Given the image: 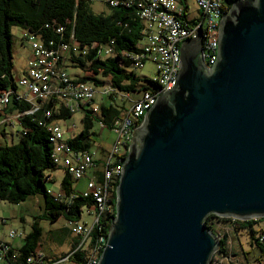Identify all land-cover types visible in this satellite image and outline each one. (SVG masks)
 I'll use <instances>...</instances> for the list:
<instances>
[{
  "label": "water",
  "instance_id": "obj_1",
  "mask_svg": "<svg viewBox=\"0 0 264 264\" xmlns=\"http://www.w3.org/2000/svg\"><path fill=\"white\" fill-rule=\"evenodd\" d=\"M229 6L214 65L196 31L134 131L98 264H211V215L264 218V0Z\"/></svg>",
  "mask_w": 264,
  "mask_h": 264
},
{
  "label": "trees",
  "instance_id": "obj_2",
  "mask_svg": "<svg viewBox=\"0 0 264 264\" xmlns=\"http://www.w3.org/2000/svg\"><path fill=\"white\" fill-rule=\"evenodd\" d=\"M93 3L95 2L88 0H0V93L20 88L17 87V80L14 77V27L24 30L23 40L29 42L27 35H32L41 40L49 50L58 51L61 46L68 45V53L61 54L59 62L61 71L67 75L71 83H89L95 91L100 88L103 92L101 102L98 104V113L93 111L90 104L82 101H77L78 107L72 111L68 107V101L59 91L58 95L50 96L47 101L41 99L35 101L40 111L28 113L34 110L35 104L28 100L21 101L18 99L19 96H14L5 112L0 114L4 116L3 123H7L5 120L8 116L19 115L17 121L21 127L18 143L11 145L0 143V201L20 205L32 198H43L42 213L35 218L31 232L24 237L23 244L19 248L8 244L9 251L6 252L5 258L14 264H26L27 258L40 248L44 235L41 221L55 223L63 218L68 224L81 223V215L85 208L89 216L99 214L95 198L91 195L85 197L83 196L85 191L79 192L75 189L77 182L92 174L98 183L105 182L106 164L112 158L111 149L116 141L108 150L106 157L99 159L98 152L92 150L94 139L101 131L108 129L113 132L116 123L124 119L133 106L120 110L116 105L118 98L127 99L132 94L139 93L140 96L134 100V104L145 91L159 88L154 80L140 78L138 70L132 69L134 61L131 56L141 52L139 46L144 40L142 33L144 25L137 6L128 7L120 4L117 7H110L103 2L108 12L95 14L92 11ZM181 4L184 5L182 2ZM30 52L34 56L33 51ZM29 62L31 61H28L24 75L20 77H28ZM68 67L80 69L82 73L71 78L67 72ZM107 84H110L111 90L109 94H104V89L108 88ZM47 110L51 111L49 118L43 113ZM77 111L83 114L82 129L73 138H66L60 123L71 118ZM143 118L136 123L135 129L141 125ZM53 122L62 127L64 141L71 151L70 158L76 165L82 162L76 160L78 157L83 155L90 157L91 168L85 170L81 180L76 179L70 174L68 167L63 165L64 158L70 155L65 156L66 152L57 153L55 150L53 135L49 129ZM100 124L105 128L102 129ZM128 145H130L128 141L118 145L119 148L122 147L123 154L125 153L123 156L127 154L123 146ZM114 160L116 161L113 157L111 162ZM114 164H110L109 168ZM56 171L63 173L59 192H54L46 186V182L55 183ZM117 184V180L108 181L109 208L100 215L99 222L93 225L90 240L80 246L82 239L78 236V242L68 255V260L74 264H85L99 237L107 239L115 214ZM2 222L5 223V220ZM93 222L94 219L91 223ZM207 226L221 241L211 264H235L227 261L230 249L229 235L224 231L226 227H231L236 233L248 232L251 245L259 249L258 262L264 264V218L239 221L211 215L207 220ZM64 231L72 233L66 228ZM64 231H61L62 234ZM246 254L245 252L244 255ZM220 255L227 260L217 262L216 257Z\"/></svg>",
  "mask_w": 264,
  "mask_h": 264
},
{
  "label": "built area",
  "instance_id": "obj_3",
  "mask_svg": "<svg viewBox=\"0 0 264 264\" xmlns=\"http://www.w3.org/2000/svg\"><path fill=\"white\" fill-rule=\"evenodd\" d=\"M96 2L99 0H88ZM228 0H196V6L201 15L197 19L189 17L188 9L182 5L178 0H101V2L109 4L110 7H117L118 5H136L139 9V16L143 22V43L139 48L141 52L132 55L133 70L144 68L146 62H151L156 66L158 77L154 81L159 85L158 89L145 91L141 98L133 104L128 110L127 116L116 123V128L113 133L117 136L115 146L111 149V157L116 159L111 162V159L106 164L105 182L98 183L95 178L89 179L87 182L86 191L83 196H92L96 200V206L99 214H92L94 222L92 225H84L82 223H70L73 234L81 237L83 246L91 238L92 228L97 224L100 215L108 210L107 205V191L109 188L108 181L118 182L121 175V166L125 159L123 156L122 147L119 144L128 143L132 141L133 133L136 130L134 127L136 123L144 117L147 110L155 103L159 95L166 90H171L174 86L176 76L180 70V46L189 39L196 37V31L203 32V59L204 64L210 69L217 58V45L219 37V26L223 15L228 11ZM31 50L34 53V61L29 62L28 77H20L17 82V87L23 88V92L18 90L0 93V114H3L6 108L10 105L11 99L14 96H19L21 101L28 100L35 104L34 113L40 111L35 103L37 99L47 101V99L61 91L68 107L72 111L77 109L78 102L90 104L95 113L99 112V107L94 103L96 91L88 83L73 84L68 80L67 75L61 71L59 62L61 61V54L66 55L68 52V45H63L58 51L49 50L36 37L27 35ZM56 83V85H55ZM104 89V94H109L111 88ZM62 88V89H61ZM103 93V92H102ZM129 97V95H128ZM46 118L51 116V111H43ZM19 115L15 117L18 118ZM104 129V125L100 124ZM52 135L55 150L57 153L66 152L64 155L70 156L64 158L63 165L68 167L70 174L76 179H82L85 170L91 168L90 157L80 156L76 160L81 162L76 165L72 161L71 151L64 141V133L62 127L53 122L49 127ZM129 146V145H128ZM127 150L126 146H123ZM127 153V152H126ZM124 157V158H123ZM122 159V160H121ZM115 163L111 168L110 164ZM3 224L5 223L2 222ZM2 224L0 222V231ZM18 235L15 230L9 231L7 239L9 241ZM23 236V235H22ZM9 241L0 238V264H14L11 260L5 258L6 252L9 251ZM107 239L99 237L96 245L93 247L90 256L85 264H98L103 248ZM1 246L2 249H1ZM4 249V250H3ZM26 264H53L47 261V258L40 249H37L34 255L27 258Z\"/></svg>",
  "mask_w": 264,
  "mask_h": 264
},
{
  "label": "rangeland",
  "instance_id": "obj_4",
  "mask_svg": "<svg viewBox=\"0 0 264 264\" xmlns=\"http://www.w3.org/2000/svg\"><path fill=\"white\" fill-rule=\"evenodd\" d=\"M180 2V0H178ZM181 3V2H180ZM190 14L193 17L198 16V11L196 10V0L190 1ZM92 11L95 14L107 13L108 8L104 5L101 0L92 4ZM14 35V45H13V62H14V77L18 82L19 76L24 75V70L27 68V61H34V56L31 54V46L28 40H23L25 32L20 27L13 28ZM30 57V58H29ZM67 72L71 78H75L76 75L82 73L80 69L68 67ZM137 74L140 78L146 80H154L158 77L156 66L147 62L144 68L139 69ZM23 90L19 88L18 91ZM102 90L100 88L96 89L95 101L94 103L98 105L101 102ZM140 96L139 93H134L127 99L118 98L116 101L117 108L122 110V108H130L133 105V102L136 98ZM108 100V99H106ZM82 112L77 111L71 118L65 121H61V126L65 131L66 138H73L77 135L82 129ZM11 117V116H10ZM4 116L0 115V143L3 145L7 144H16L19 142L21 127L17 121V117L9 121V123H3ZM117 136L107 130L101 131L100 135L95 137L92 145V150L98 152V158L107 155L108 150L112 148V145L115 143ZM102 147L103 150L102 151ZM55 176L57 177L58 183L46 182L47 188L55 190L56 192L60 189V180L62 178V172L56 171ZM87 183L86 180L81 181L75 185V189L79 192L86 191ZM38 203L43 205V198L39 197ZM36 199H30L20 205H12L8 202L0 201V222L2 224V230L0 231V238L6 237L9 234V231L15 230L18 232V235L11 239L9 242L14 243L15 246L20 247L24 242V237L31 232L32 224L36 217L41 213V207L37 206ZM20 218H23L21 221ZM81 223L90 224L92 222V216L87 214V209L85 208L81 215ZM3 220H6V225L2 223ZM41 227L43 228L44 235L40 245V251L43 252L47 258V261H54L58 264H74L68 260V255L72 252L71 243L72 240L77 239V235L67 233L64 231V228L71 230V226L62 218L55 223L49 221H41ZM222 231V227L219 228ZM64 231L63 234L61 231ZM225 233L229 235L228 246L230 256L228 260L222 258L220 255L216 257L217 262L221 260H227L235 264H260L258 262L259 258V249L255 246H252L250 235L248 232H234L230 227L224 228ZM23 235V236H22ZM62 235L64 239H62ZM73 241V242H74ZM247 253L244 255V253ZM235 255V256H233ZM53 259V260H51ZM52 263V262H51Z\"/></svg>",
  "mask_w": 264,
  "mask_h": 264
},
{
  "label": "crops",
  "instance_id": "obj_5",
  "mask_svg": "<svg viewBox=\"0 0 264 264\" xmlns=\"http://www.w3.org/2000/svg\"><path fill=\"white\" fill-rule=\"evenodd\" d=\"M187 8H188V15H189V17L191 16V14H190V12H191V10H190V8H191V6H190V1L191 0H180ZM192 1H195V0H192ZM196 10L198 11V8H197V6H196ZM200 12L198 11V16H196V17H193V16H191L192 18H194V19H197L198 17H199V14ZM31 55V54H30ZM30 58V57H29ZM27 64H28V61H27ZM20 77V76H19ZM15 116L16 115H12L11 117L10 116H8V117H6V122L7 123H9V121H11L12 119H14L15 118ZM54 177H55V184L56 183H58L59 184V182H58V180H57V177L55 176V174H54ZM62 177H63V173H62ZM94 177V175L92 174L91 176L90 175H88V176H86L84 179H82L81 181H83V180H86V183L89 181V179H92ZM80 181V182H81ZM80 182H77L75 185H77L78 183H80ZM54 192H56L55 190H53ZM59 192V191H58ZM32 199H38V198H32ZM36 203H37V206L39 205V207H41V204L40 203H38V200L36 201ZM21 219V221H23V218H20ZM6 221V220H5ZM7 222V221H6ZM90 224H92V223H90ZM1 239H3V240H5V241H9V239H7V236L6 237H3V238H1ZM62 239H63V237H62ZM74 240H72V245H71V247H72V249H73V246H74V244L76 243V242H78V237H77V239L73 242ZM11 243V242H10ZM11 245L14 247V248H19L18 246H15L14 245V243L12 244L11 243ZM39 249V248H38ZM51 260H53V259H51ZM50 262H54V261H50Z\"/></svg>",
  "mask_w": 264,
  "mask_h": 264
}]
</instances>
